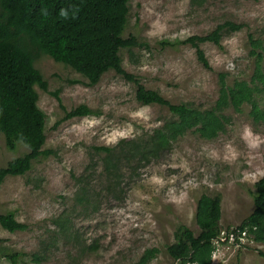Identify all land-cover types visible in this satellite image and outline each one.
<instances>
[{"label": "rangeland", "instance_id": "rangeland-1", "mask_svg": "<svg viewBox=\"0 0 264 264\" xmlns=\"http://www.w3.org/2000/svg\"><path fill=\"white\" fill-rule=\"evenodd\" d=\"M226 22L243 28L225 34L221 47L202 45L211 66L207 70L196 50L179 42L207 35ZM130 36L147 46L121 51L128 73L174 104L210 108L218 99L220 74L228 75L229 85L251 79L250 38L264 43V0H132L124 33ZM36 67L49 91L60 92L68 111L87 105L99 115L56 126L65 115L60 103L36 87L38 105L47 115L44 149L53 154L35 161L25 176L7 177L0 187V214L17 212L27 226L15 233L0 226V264H134L153 248L160 253L150 264H180L167 246L178 225L199 235L196 209L202 195L221 197L223 229L240 225L253 212L254 184L264 175V125L252 122L249 106L240 113L228 110L231 122L214 140L188 132L159 162L139 170L123 199L106 198L98 212L77 207V179L90 165L94 147L135 138L171 114L139 103L136 86L114 71L89 87L84 77L49 56L42 55ZM28 152L22 144L9 151L0 132V169ZM59 217L72 221L78 240L60 235L53 223ZM216 252L212 264H264L259 254L264 244L249 239ZM8 254L21 256L13 262Z\"/></svg>", "mask_w": 264, "mask_h": 264}, {"label": "trees", "instance_id": "trees-1", "mask_svg": "<svg viewBox=\"0 0 264 264\" xmlns=\"http://www.w3.org/2000/svg\"><path fill=\"white\" fill-rule=\"evenodd\" d=\"M132 0H0V132L6 147L13 152L19 144L29 152L0 169V187L9 176H25L33 163L50 157L46 145L47 115L39 107L36 87L50 93L60 103L64 117L56 126L75 118L98 116L87 105L67 110L60 92H50L49 85L36 62L42 55L71 68L84 77L89 87L97 85L110 71L116 72L136 86V100L144 106L167 108L171 117L131 139H122L115 146L94 147L95 154L86 172L77 179L75 204L85 211L98 212L106 198L123 199L139 170L159 162L173 145L188 132L194 131L205 140H214L226 131L231 122L228 110L236 113L250 107L249 116L255 125H264V43L250 38V55L254 70L249 81L227 82V74L219 76V94L214 106L202 108L193 103L174 104L160 92L147 89L123 67L122 50L144 47L135 36L124 37L129 22ZM256 1V0H247ZM242 25L226 22L204 36H192L179 42L196 50L200 64L211 70L202 45L221 47L225 34L240 31ZM99 158L98 162L94 158ZM101 170L98 172L97 165ZM253 212L236 227L226 229L264 244V175L254 184ZM17 212L0 214V226L11 232L25 231L27 226L17 219ZM59 217L53 223L60 235L72 234V221ZM220 196L202 195L197 203L196 223L199 235L185 225H178L174 242L167 246L172 260L180 264H212L215 240L223 230ZM93 249V246L90 248ZM160 250L148 249L134 264H150ZM264 258V252L259 253ZM20 254H8L15 262Z\"/></svg>", "mask_w": 264, "mask_h": 264}, {"label": "built area", "instance_id": "built-area-1", "mask_svg": "<svg viewBox=\"0 0 264 264\" xmlns=\"http://www.w3.org/2000/svg\"><path fill=\"white\" fill-rule=\"evenodd\" d=\"M246 239H248V233L246 231L242 232L241 235H239V233L234 232L233 229H231V232H228L227 229H223L220 236L214 242L217 248L216 251L224 244H241ZM216 251L214 252V256L217 253Z\"/></svg>", "mask_w": 264, "mask_h": 264}, {"label": "clouds", "instance_id": "clouds-1", "mask_svg": "<svg viewBox=\"0 0 264 264\" xmlns=\"http://www.w3.org/2000/svg\"><path fill=\"white\" fill-rule=\"evenodd\" d=\"M217 249V248H216ZM216 251V250H215ZM213 257H214V255H213Z\"/></svg>", "mask_w": 264, "mask_h": 264}]
</instances>
